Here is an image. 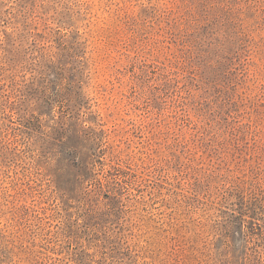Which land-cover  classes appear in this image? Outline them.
<instances>
[{"label": "rangeland", "instance_id": "374dc122", "mask_svg": "<svg viewBox=\"0 0 264 264\" xmlns=\"http://www.w3.org/2000/svg\"><path fill=\"white\" fill-rule=\"evenodd\" d=\"M0 264H264V0H0Z\"/></svg>", "mask_w": 264, "mask_h": 264}]
</instances>
